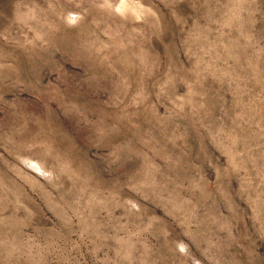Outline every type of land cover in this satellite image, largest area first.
<instances>
[{"label":"rangeland","instance_id":"rangeland-1","mask_svg":"<svg viewBox=\"0 0 264 264\" xmlns=\"http://www.w3.org/2000/svg\"><path fill=\"white\" fill-rule=\"evenodd\" d=\"M0 264H264V0H0Z\"/></svg>","mask_w":264,"mask_h":264}]
</instances>
